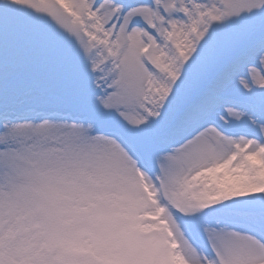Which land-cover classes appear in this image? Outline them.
I'll return each instance as SVG.
<instances>
[{
    "label": "snow or ice",
    "instance_id": "1",
    "mask_svg": "<svg viewBox=\"0 0 264 264\" xmlns=\"http://www.w3.org/2000/svg\"><path fill=\"white\" fill-rule=\"evenodd\" d=\"M0 264H264V0H0Z\"/></svg>",
    "mask_w": 264,
    "mask_h": 264
}]
</instances>
